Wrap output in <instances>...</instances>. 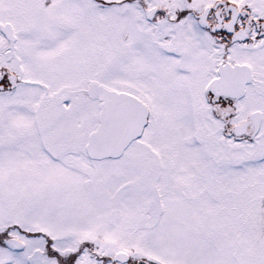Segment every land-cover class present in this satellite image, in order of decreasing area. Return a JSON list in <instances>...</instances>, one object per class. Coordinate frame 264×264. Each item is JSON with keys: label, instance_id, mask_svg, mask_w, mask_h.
I'll list each match as a JSON object with an SVG mask.
<instances>
[{"label": "snow or ice", "instance_id": "snow-or-ice-1", "mask_svg": "<svg viewBox=\"0 0 264 264\" xmlns=\"http://www.w3.org/2000/svg\"><path fill=\"white\" fill-rule=\"evenodd\" d=\"M0 264H264V0H0Z\"/></svg>", "mask_w": 264, "mask_h": 264}]
</instances>
